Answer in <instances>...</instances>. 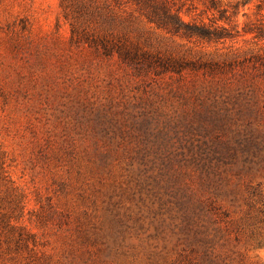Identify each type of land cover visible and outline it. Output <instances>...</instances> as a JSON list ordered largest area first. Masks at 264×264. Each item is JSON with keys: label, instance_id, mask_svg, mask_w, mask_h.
<instances>
[{"label": "rangeland", "instance_id": "rangeland-1", "mask_svg": "<svg viewBox=\"0 0 264 264\" xmlns=\"http://www.w3.org/2000/svg\"><path fill=\"white\" fill-rule=\"evenodd\" d=\"M258 4L208 43L123 0H0V264H264Z\"/></svg>", "mask_w": 264, "mask_h": 264}, {"label": "trees", "instance_id": "trees-1", "mask_svg": "<svg viewBox=\"0 0 264 264\" xmlns=\"http://www.w3.org/2000/svg\"><path fill=\"white\" fill-rule=\"evenodd\" d=\"M118 1V0H116ZM126 5H134L147 21L157 29L165 31L173 36L188 39H198L208 43L219 42L233 37L230 24L242 8L251 3L252 0H236L224 4L221 0H208L209 9L212 12L211 24L204 21H185L181 14L183 7H178L175 0H123ZM257 8L264 11V0H259ZM258 36L264 37V21L257 28ZM107 50V47H105ZM126 63L134 62L129 53L122 54ZM160 68L166 71L181 72L184 63L181 61L164 62L160 60ZM205 68H211L208 63L201 64Z\"/></svg>", "mask_w": 264, "mask_h": 264}]
</instances>
